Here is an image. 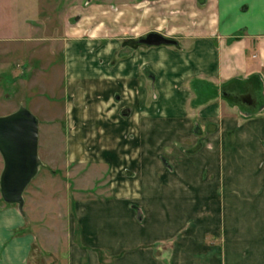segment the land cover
Listing matches in <instances>:
<instances>
[{
  "label": "crops",
  "instance_id": "obj_1",
  "mask_svg": "<svg viewBox=\"0 0 264 264\" xmlns=\"http://www.w3.org/2000/svg\"><path fill=\"white\" fill-rule=\"evenodd\" d=\"M187 1L200 17L189 34L136 47L72 26L64 38L58 5L0 0L8 55L64 59L46 105L60 101L67 156L99 175L100 196L75 201L83 247L70 264H101L94 250L118 264H264V0ZM51 25L53 37L33 33ZM25 215L0 205V264L29 263Z\"/></svg>",
  "mask_w": 264,
  "mask_h": 264
},
{
  "label": "rangeland",
  "instance_id": "obj_2",
  "mask_svg": "<svg viewBox=\"0 0 264 264\" xmlns=\"http://www.w3.org/2000/svg\"><path fill=\"white\" fill-rule=\"evenodd\" d=\"M53 5H58L63 12L64 38L71 37L67 35L66 28L72 26L84 40L104 34L107 37H134L131 42L135 43L150 31L175 39L189 34L187 26L190 21L198 23L200 20L198 6L187 0H33L32 8L47 6L50 13ZM41 28L44 29L33 30V33H42L47 38L58 33L53 25ZM39 43L34 47L37 50L41 48ZM7 48L0 45V115L8 114L19 106L30 111L33 107L35 112H31L39 121L38 155L42 165L23 193L26 197L23 207L25 229L35 237L28 264H70L74 255L72 247H83L78 223L76 219L72 220L75 201L100 196L96 185L99 175L93 167L89 168L87 161L67 156L69 127L61 119L60 101L46 105L45 99H57L51 91L60 87L64 59L62 63L60 56L55 59L45 51L25 55L20 47L14 48L16 54L8 55ZM14 56L19 60L11 61ZM46 73L48 76L43 79ZM2 165L0 156V172ZM137 219L141 221L140 214H137ZM108 240L113 245L121 242L117 236ZM152 246L160 249L156 254L162 260V251L167 249L169 242L161 239ZM94 253L101 264H118L120 252L111 255L94 250Z\"/></svg>",
  "mask_w": 264,
  "mask_h": 264
},
{
  "label": "water",
  "instance_id": "obj_3",
  "mask_svg": "<svg viewBox=\"0 0 264 264\" xmlns=\"http://www.w3.org/2000/svg\"><path fill=\"white\" fill-rule=\"evenodd\" d=\"M147 46L176 44L172 38L150 31L135 40ZM39 121L26 107L0 115V197L6 204L16 205L24 213L23 193L37 175L42 162L38 155Z\"/></svg>",
  "mask_w": 264,
  "mask_h": 264
},
{
  "label": "trees",
  "instance_id": "obj_4",
  "mask_svg": "<svg viewBox=\"0 0 264 264\" xmlns=\"http://www.w3.org/2000/svg\"><path fill=\"white\" fill-rule=\"evenodd\" d=\"M131 42V41H130ZM127 45H131V43H127ZM133 46H140L138 45L136 42L135 43H132Z\"/></svg>",
  "mask_w": 264,
  "mask_h": 264
}]
</instances>
